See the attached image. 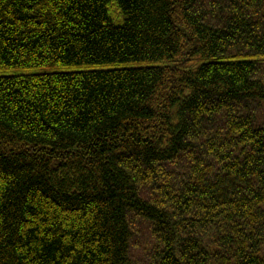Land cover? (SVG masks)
<instances>
[{"label":"trees","instance_id":"obj_1","mask_svg":"<svg viewBox=\"0 0 264 264\" xmlns=\"http://www.w3.org/2000/svg\"><path fill=\"white\" fill-rule=\"evenodd\" d=\"M264 0H0V264H264Z\"/></svg>","mask_w":264,"mask_h":264},{"label":"rangeland","instance_id":"obj_2","mask_svg":"<svg viewBox=\"0 0 264 264\" xmlns=\"http://www.w3.org/2000/svg\"><path fill=\"white\" fill-rule=\"evenodd\" d=\"M201 5L205 0H199ZM259 77L264 80V60L258 63ZM258 122H264V109L257 110ZM128 221L132 232L128 264H150L153 254L160 250V245L152 232V225L139 216L129 213Z\"/></svg>","mask_w":264,"mask_h":264}]
</instances>
